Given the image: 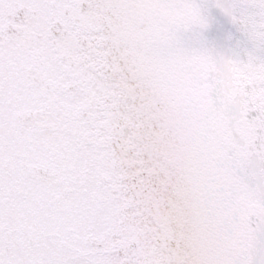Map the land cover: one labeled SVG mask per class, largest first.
I'll return each instance as SVG.
<instances>
[{
  "label": "snow or ice",
  "instance_id": "snow-or-ice-1",
  "mask_svg": "<svg viewBox=\"0 0 264 264\" xmlns=\"http://www.w3.org/2000/svg\"><path fill=\"white\" fill-rule=\"evenodd\" d=\"M0 264H264V0H0Z\"/></svg>",
  "mask_w": 264,
  "mask_h": 264
}]
</instances>
